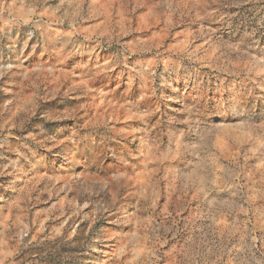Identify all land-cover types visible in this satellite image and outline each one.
<instances>
[{"label":"rangeland","instance_id":"obj_1","mask_svg":"<svg viewBox=\"0 0 264 264\" xmlns=\"http://www.w3.org/2000/svg\"><path fill=\"white\" fill-rule=\"evenodd\" d=\"M0 264H264V0H0Z\"/></svg>","mask_w":264,"mask_h":264}]
</instances>
